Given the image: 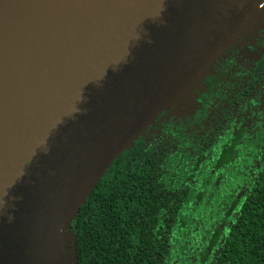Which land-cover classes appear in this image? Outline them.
Returning a JSON list of instances; mask_svg holds the SVG:
<instances>
[{"label": "water", "instance_id": "95a60500", "mask_svg": "<svg viewBox=\"0 0 264 264\" xmlns=\"http://www.w3.org/2000/svg\"><path fill=\"white\" fill-rule=\"evenodd\" d=\"M264 17V0H0V264H77L113 160Z\"/></svg>", "mask_w": 264, "mask_h": 264}, {"label": "flooded vegetation", "instance_id": "af4514ba", "mask_svg": "<svg viewBox=\"0 0 264 264\" xmlns=\"http://www.w3.org/2000/svg\"><path fill=\"white\" fill-rule=\"evenodd\" d=\"M133 147L153 161L151 185L160 186V203L176 217L177 230H214L220 218L225 221L215 224L227 230L264 174V17L223 51L190 94L161 111ZM194 251L187 255L191 264H211L216 255L210 251L200 263Z\"/></svg>", "mask_w": 264, "mask_h": 264}, {"label": "trees", "instance_id": "16d2710c", "mask_svg": "<svg viewBox=\"0 0 264 264\" xmlns=\"http://www.w3.org/2000/svg\"><path fill=\"white\" fill-rule=\"evenodd\" d=\"M152 162L132 145L104 172L70 225L77 264H191L178 252L188 240V254L195 250L200 263L211 251V264H264V174L227 230L215 224L222 218L214 230H177L176 217L160 203V186L151 185Z\"/></svg>", "mask_w": 264, "mask_h": 264}, {"label": "rangeland", "instance_id": "374dc122", "mask_svg": "<svg viewBox=\"0 0 264 264\" xmlns=\"http://www.w3.org/2000/svg\"><path fill=\"white\" fill-rule=\"evenodd\" d=\"M190 243H191V240H188L184 243V245L182 247L178 248L179 250L177 249L179 252V257L181 256L183 259L186 258L185 256L188 255V248L190 246ZM182 258H180V259H182Z\"/></svg>", "mask_w": 264, "mask_h": 264}]
</instances>
